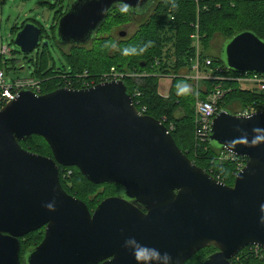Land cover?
Masks as SVG:
<instances>
[{"label":"water","instance_id":"95a60500","mask_svg":"<svg viewBox=\"0 0 264 264\" xmlns=\"http://www.w3.org/2000/svg\"><path fill=\"white\" fill-rule=\"evenodd\" d=\"M127 2L141 10L151 4ZM117 3L74 0L56 24V43L86 45ZM41 35L25 23L13 43L27 56L47 45ZM220 52L227 70L264 75V42L251 32L224 42ZM33 136L52 158L20 146ZM209 143L247 160L232 187L191 162L162 122L141 114L123 82L19 93L0 110V264H136L124 247L130 237L168 252L171 264L210 247L217 251L201 264H232L247 247L264 250V112L220 111ZM59 167L121 191L91 213L62 189ZM41 229L42 242L21 262L20 240Z\"/></svg>","mask_w":264,"mask_h":264},{"label":"trees","instance_id":"16d2710c","mask_svg":"<svg viewBox=\"0 0 264 264\" xmlns=\"http://www.w3.org/2000/svg\"><path fill=\"white\" fill-rule=\"evenodd\" d=\"M4 1L6 0H0V4ZM64 2L65 0H55L56 5L60 4L61 7ZM70 2H72V0H70ZM39 5H42V7H49L52 11L56 7V5L49 6L47 1H43ZM62 10L63 9H60V12H62ZM112 11L113 9L107 14L104 23L101 25L97 33L107 25L106 22L108 20V16ZM235 11H242L244 13V20L241 19V28L232 34L235 30L233 28L234 26L228 24H233L235 23V20H237V17L234 16V14H236ZM220 14H225L224 18L227 19L228 23L221 28L225 30L224 33L229 31V34L225 36L224 42L243 32H251L264 42V0H163L159 2L155 8H152L149 15L141 19V21L147 19V23L143 24V26L146 27V38H142V34L139 40L132 39L128 42H123L121 45L122 49L125 47H136L139 49L150 42L151 46L147 47V50L143 53L124 56L122 55L121 49V51L114 57L109 56V54H107L104 50H100L98 53L77 52L75 56H66L63 54L67 65L65 66L61 64L60 67H57L56 63L52 60L51 55H46L48 46L41 45V48H39L42 50V59H37L35 62V70L32 72V76L46 81L43 85V95H45L60 88L82 90V83L85 81L94 80L96 81V84H98L99 78L102 75L109 73L111 68H114L119 74L129 75V77H125L123 79V83L127 87L136 109L139 112L145 110L143 115L162 122L166 129L173 127L170 134L176 146L183 154L186 155L188 159L189 157L187 156V153L178 143V138H184V141L188 144L192 143L190 146L194 150L193 153L197 160L203 162L211 161V166H216L215 169L221 173L227 171V173L230 174L229 178L233 181L236 172L235 164L219 160V154L224 150H216L212 148L209 141L206 144H200L198 141L196 142L194 137V124L192 120L188 118L191 114L194 116V104L196 100L192 96V93L196 94L199 100L205 101L207 99L208 92L212 90L213 86L218 85L219 83L202 81L196 87L194 82L183 78L184 75L189 74L188 72L190 71L192 65L191 61L195 58L194 48L192 46L193 41L191 38V36H193L196 32L194 27L198 26V34L202 39L209 33L208 30L210 26L208 23L211 20L213 21V19L218 18ZM61 16L54 20V25L51 28V39L54 41L55 45L56 24ZM123 16L126 19V22L129 23L128 21H130L132 16L130 14ZM30 23L37 25L41 29L42 39H50V37L46 35L47 33L42 26L35 22ZM23 25L21 27H16L12 32L16 34L23 27ZM100 44L106 45L107 43H105L104 40L101 41ZM168 44H172L174 52L165 49ZM220 51L221 49L219 50V55L216 57H209L203 51L201 53L200 60L204 62L205 60L210 59L212 60L213 67H223L226 69L221 60ZM108 56L110 59L107 58ZM101 58L112 61L113 63L105 61L106 69L100 73L91 71L92 68H96V64ZM10 63L12 64L13 61ZM105 63L102 62L101 65L99 64L98 66H105ZM71 65L74 66L72 67ZM141 65L144 66L141 67ZM228 71V76L238 77L240 75L239 73H234L230 70ZM134 73L135 75H139V77H131V74ZM140 75L145 76L140 77ZM251 75L252 74H250V76ZM163 77L171 78L172 83H186L190 85L192 91L189 93L191 94L189 97L193 103L191 105H189L190 102H188V104L183 103L180 101L182 98L178 99L177 94L173 96L172 91H169V96L166 98L158 96L157 85ZM222 88L224 90H230V92L225 95L223 102L229 101L228 105L237 106L239 111L233 113L226 105L223 107V102L219 105V111L225 110L230 114L238 115L247 107L254 106V104L258 106L264 105V92L257 93L243 91L240 89L238 84L232 82L223 84ZM134 94H139L140 98L136 99ZM177 109L184 112V118L177 120L172 117L175 112L174 110ZM178 122H181L182 124ZM19 144L23 149L33 154L52 158L50 148L40 137L33 136ZM37 144H39L40 147H37ZM196 166L201 168L198 165ZM202 170L208 173L205 169ZM210 175L216 180L225 183L222 177L219 176V178H217L216 176L218 175H214L212 173H210ZM59 181L62 189L69 196L74 198H76V192L74 194V191L77 189L76 185L82 188L81 191L83 193L85 191L86 193H90L91 189H98L101 187L116 189V191H113L116 196L119 195V192L121 191V187L116 184H105L99 186L91 184L81 175L79 170L74 167H59ZM80 201L86 204L85 201ZM89 211L91 212L90 209ZM43 233L44 229H41L20 240L21 262H23V258L27 252L34 250L37 245L42 242L44 238ZM38 234L41 239H39L40 241L37 243ZM28 238L31 239V243L34 245L30 249H24V241ZM248 249L249 248L243 249L238 255L241 256V259L245 260L244 264H264V260L256 258L248 251ZM204 250H214V252L217 251L213 247ZM205 259H203V261ZM189 261L186 264H188ZM231 263L236 264L233 259L231 260Z\"/></svg>","mask_w":264,"mask_h":264},{"label":"rangeland","instance_id":"374dc122","mask_svg":"<svg viewBox=\"0 0 264 264\" xmlns=\"http://www.w3.org/2000/svg\"><path fill=\"white\" fill-rule=\"evenodd\" d=\"M43 1H47L49 6L56 5L55 0H6L0 4V35L2 38L3 45L9 46L11 50L13 51V55L10 58V60L13 61V63L9 65L8 70L10 71V77L14 79H21V78L30 76L32 72H34L35 70V62L37 61V59L39 60L42 59L41 58L42 50L40 49L41 47L35 50L34 52H32L31 54L25 56L19 52L18 48L13 43L15 34L12 31L16 27H21L25 23L27 24L30 22H35L45 29L47 33L46 35L50 37V39L48 38L43 39L42 43L47 44L48 48L46 51V55L47 56L51 55V58L56 63L57 67H60L61 64L65 66L67 65L63 54L66 56H70V55L75 56L77 52L98 53V51L104 50L107 54H109V56L114 57L116 56L117 53L121 51L122 49L121 45L123 42H128L132 39L139 40L142 34H143L142 38H146V35H145L147 34L146 29H145L146 27H144L143 24L147 23L146 22L147 19L142 20V21L140 20L139 22H137L136 25H132L131 23L128 24L124 16L119 13L118 9H114L108 16V20L106 22L107 25L103 27L101 31H99L96 34L94 41L92 43L82 48H74V47L66 48L64 51L61 52V50L56 47L54 41L51 39V36H52L51 28L54 25V20L56 18L58 19L59 16L65 13L68 5L70 4V0H65L62 7L60 4L56 5L53 11L50 10L49 7H42V5H39ZM161 1L163 0H155L153 7L155 8L157 4ZM60 9H63L62 12H60ZM234 16L237 17L236 18L237 20H235L236 24L235 23L228 24L227 19L224 18L225 14H220L218 18L213 19V21L211 20L208 23L210 27H209V30H208L209 33L207 34V36L205 35L202 39L199 36L200 43L202 46L201 52L204 51V53L209 57L210 56L216 57L219 55V50L221 49V46L223 45L225 36L229 34V31H226V33H224L225 30L221 28L226 24L234 26L233 28L235 30L232 32V34H234L239 28H241L242 20H244L243 18L244 13L242 11H238L236 12V14H234ZM120 32H125L126 36L124 38H121V37L119 38ZM104 40H105V43L107 44L106 45L100 44L101 41H104ZM165 49L171 50L172 52H174L172 44H168L165 47ZM220 55L222 58H224V55L221 54V52H220ZM109 56L107 58H109ZM105 61H107L108 63H113L112 61L101 58L100 61L97 62L96 68H92L91 71L95 73L96 72L100 73L104 71L106 69ZM102 62L105 63V66H98L99 64L101 65ZM71 66L73 67L74 65H71ZM177 84L178 83H172L171 78H162L157 85L158 96L162 98H166L169 96V93L172 91L173 96L177 94L178 99L182 98L180 101H182L185 104H188V102H190L189 105H191L193 103V101H191L189 97L191 96V94L188 93L184 95H179L177 92V88H176ZM192 94H193L192 96L196 100V97H195L196 94L194 93ZM228 103L229 101H224L222 103L223 107L224 105H226L227 108L233 113H235L236 111L237 112L239 111V109H237V106L228 105ZM174 111L175 112L172 117H174L175 119L179 120L180 118L182 119L185 117V114L184 112H182V110L177 109ZM188 118L191 119L194 124V119H195L194 116L191 114L189 115ZM178 123L182 124L181 122H178ZM194 132H195V127H194ZM184 140H185L184 138L183 139L178 138V143L180 144L182 149L187 153V156L189 157L191 162H193L195 165L200 166L202 169H205L206 171H208V173L210 172L214 175H218L216 176L217 178H219V176L222 177L225 183L217 180L218 182L223 183L224 185L228 187H232L234 185L235 178L232 181L229 178L230 174L227 173V171H224L223 173H221L220 171L215 169L216 166L210 165L211 161L203 162V161L197 160V158H195L194 153H193L194 150L190 146L192 143L188 144ZM37 147H40V145L37 144ZM76 186H77V189L76 191H74V194L76 192V195H75L76 199L78 198L80 200L85 201L86 204L88 205V208L91 210V212H93L100 205V203H102L104 200L108 198H112L114 196L116 197V195H114L113 193V191H116V189L101 187L98 189H91L90 193L88 192L86 193V191L83 193L81 191L82 188H80L78 185ZM37 238H38L37 239V243H38L40 241L39 239H41L39 234L37 235ZM33 245L34 244L31 243V239L28 238L24 241L23 248L30 249ZM213 253H214V250H206V251L203 250L197 253L189 261L188 264H200V262H202L203 259L208 258ZM244 262L245 260L241 259L240 264H244Z\"/></svg>","mask_w":264,"mask_h":264},{"label":"built area","instance_id":"2783aa9c","mask_svg":"<svg viewBox=\"0 0 264 264\" xmlns=\"http://www.w3.org/2000/svg\"><path fill=\"white\" fill-rule=\"evenodd\" d=\"M195 29V34L191 36L193 40L192 46L194 48L195 58L193 61H191L192 65L190 71L188 72L189 74L184 75L183 78L194 82L196 87L202 81L219 83L218 85L213 86L212 90L208 92V96L205 101L199 100L198 96H196L197 98L194 104V137L196 142L198 141L200 144H206L209 141L213 119L219 113V105L223 102L225 95L230 92V90H224L222 85L232 82L238 84L240 89L243 91L260 93L264 92V75L244 73L240 74L238 77H231L227 75L229 72L227 69L223 67H213L212 60L207 59L202 62L200 60L202 52L200 37L198 34V26H196ZM12 55L13 51L9 46L3 45L0 35V110H2L10 102L14 101L19 93L23 91L31 92L35 96H41L43 94V85L46 82L44 79L35 78L32 76V74L21 79H14L10 77V71L8 70V67L11 64L10 58ZM109 71V73L104 74L99 78L98 84L108 82H123L125 77H129V75L117 73L114 68H111ZM250 74L252 75L250 76ZM143 76L145 75H140V77ZM131 77H139V75H135L134 73L131 74ZM95 84L96 81L94 80L90 82L85 81L82 83V90L91 88L95 86ZM134 97L138 99L140 98V95L134 94ZM257 106L258 105L254 104V106L247 107L238 115L249 116L255 113L264 112V105ZM144 112L145 110H142L140 113L143 114ZM172 130L173 127H170L168 132L170 133ZM218 159L223 162H231L235 164V177L247 163L246 159L236 157L226 151L221 152ZM247 248H249L248 251L256 258L264 260V250L258 247ZM238 255L239 254L233 258L236 264H240L241 256Z\"/></svg>","mask_w":264,"mask_h":264},{"label":"clouds","instance_id":"9594fccd","mask_svg":"<svg viewBox=\"0 0 264 264\" xmlns=\"http://www.w3.org/2000/svg\"><path fill=\"white\" fill-rule=\"evenodd\" d=\"M116 7L121 15H126L131 12H135L139 15L142 11L139 7L130 5L127 0H118ZM107 10L108 9H105L104 11ZM149 46H151L150 42L139 49L136 47H125L122 49V55H138L146 51ZM176 88L179 95L188 94L192 91L190 85L186 83H179L176 85ZM47 207L51 209L53 206L47 205ZM261 207L264 209V205ZM262 223H264V220H262ZM124 247L131 251L136 264H171L172 262V256L168 252H161L158 248L143 245L134 237L126 239Z\"/></svg>","mask_w":264,"mask_h":264},{"label":"flooded vegetation","instance_id":"af4514ba","mask_svg":"<svg viewBox=\"0 0 264 264\" xmlns=\"http://www.w3.org/2000/svg\"><path fill=\"white\" fill-rule=\"evenodd\" d=\"M74 0H72V2H73ZM72 2H70V4L72 3ZM154 3H155V0H151V4L149 3V7L147 6V8L146 9H144V10H142L141 12H140V14L138 15V14H136L135 12H133V13H131L132 14V17H131V19H130V21H129V23H131L132 25H136L137 24V22H139L142 18H144V17H146L147 15H149V13L151 12V10H152V8H153V6H154ZM69 4V5H70ZM69 5H68V7H69ZM67 7V8H68ZM114 9H117V7L115 6L114 8H113V10ZM67 10V9H66ZM66 12V11H65ZM65 14V13H64ZM64 14H62V16L64 15ZM128 23V24H129ZM95 36H96V34L94 35V38H95ZM94 38H93V40H94ZM120 38V37H119ZM43 40V39H42ZM42 40H41V43H42ZM92 40V41H93ZM92 41H89L86 45H84V46H75V45H61V44H59V43H56V47L58 48V49H60L61 50V52L62 51H64L66 48H71V47H74V48H82V47H86V46H88L90 43H92ZM215 253V252H214Z\"/></svg>","mask_w":264,"mask_h":264},{"label":"bare ground","instance_id":"6f19581e","mask_svg":"<svg viewBox=\"0 0 264 264\" xmlns=\"http://www.w3.org/2000/svg\"><path fill=\"white\" fill-rule=\"evenodd\" d=\"M131 97V96H130Z\"/></svg>","mask_w":264,"mask_h":264}]
</instances>
